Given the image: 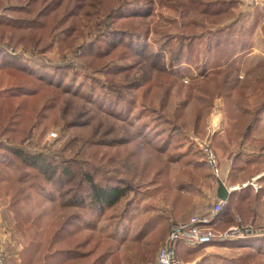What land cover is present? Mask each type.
Listing matches in <instances>:
<instances>
[{"label": "trees", "instance_id": "1", "mask_svg": "<svg viewBox=\"0 0 264 264\" xmlns=\"http://www.w3.org/2000/svg\"><path fill=\"white\" fill-rule=\"evenodd\" d=\"M165 2L179 19L160 31L153 16ZM240 4L0 0V71L16 76L0 92V139L7 142L3 159L43 196L60 193L66 205L80 208L72 215L55 213L45 240L21 251V264H142L154 257L170 232V220H188L203 189H218L219 179L190 136L205 134L219 99L230 129L214 135L213 147L223 155L234 153L227 184L264 173V138L254 135L264 121V61L248 66L261 16L235 19ZM191 68L197 73L186 83ZM91 105L121 122L95 123L83 141L85 152L74 150V138L58 151L25 147L35 132L41 144L54 128L65 133L93 126ZM171 162L179 167L175 176ZM257 182L258 191L249 185L231 192L212 224L215 230L256 223L264 175ZM125 199L115 218L120 223L137 219L134 242L121 249L88 227L92 214L96 227L98 218ZM151 200L163 202V211ZM41 222V216L33 220L37 226ZM217 245L244 253L221 264H264V237Z\"/></svg>", "mask_w": 264, "mask_h": 264}, {"label": "rangeland", "instance_id": "2", "mask_svg": "<svg viewBox=\"0 0 264 264\" xmlns=\"http://www.w3.org/2000/svg\"><path fill=\"white\" fill-rule=\"evenodd\" d=\"M241 1L242 4H240L238 8L233 11L232 16L235 19L240 18L244 22L246 20L252 21L253 18H255V15H257V13H259L261 16V25L254 36L253 50L248 56V66L249 68H254L264 61V2L262 1V4L259 6L252 7L247 4L246 0ZM175 18L177 20L179 19V12L173 7L172 4H170V2H165L163 5H157L153 20L157 28L160 29V31H163L161 29H165L163 27L170 25V22L173 21ZM156 37L157 35L154 34V38ZM205 41L206 40H204V42L199 41L198 44L201 45V43H205ZM191 70V75L186 76L184 78L186 83H190L191 76L197 73L194 68H191ZM242 76H244V72H242ZM15 80V75L9 74L5 71H0V92L3 91L5 88L11 86L15 82ZM219 100L216 101L215 107L217 105L220 107L221 104ZM252 102L253 105H255L256 98H253ZM91 108L92 114L95 116L94 121L92 122L93 126L80 127L74 130L67 131L65 133H62L59 129L54 128L49 132V134L43 140V142H41V144L39 143V133L35 132L34 137L28 142H26L25 147L34 150L39 146L42 148L47 145L51 149L58 151L71 138H74V150H81V153L85 152V150L87 149V145L84 144L83 141L92 133L95 123H97L99 120L107 121L108 119L118 125H120L121 122L117 121V119L113 117L108 118V116L104 114V112L100 110L97 106L91 105ZM212 114L208 119V126L211 122ZM208 126L206 128L205 134L200 135L198 137H204L207 134V130L209 128ZM229 129L230 126L226 122V118L224 117V124L222 130L224 132ZM219 131L220 129H216L215 134H217ZM52 134H56V136H52ZM254 135L256 138L264 137V121ZM192 137L193 135L190 136L191 142H193ZM6 144L7 142L5 141V139H0V236L3 239L2 241L4 247V249H1L0 251L4 255H9L8 251L10 250L11 252H13V249H15V247L12 248L10 244H8L6 249L5 244H7L9 241H11V243H14L17 246H20V248L23 249L28 247L31 242H37L35 241L37 239L40 240L39 242H43L41 240L44 237L46 238L47 232L49 231L55 213H59L62 215H72L77 213L80 208L66 205L63 202L60 193H56L52 197H45L36 188H34L30 182L20 181L19 174L15 170L14 166L10 163H6L3 159L4 152L2 150L5 148L4 145ZM193 146L197 149L194 142ZM215 150L219 155L222 166L225 165V169V167L229 165L228 161H226L225 158L229 156L233 157L234 153L232 152L228 155H223V153L218 151L216 148ZM67 155L71 156L72 153L69 152L67 153ZM171 167L172 175H175L179 167L174 162H171ZM263 175L264 173L261 172L255 175L250 180H246L244 183L237 184L232 187H238L236 190H240L243 187H247L249 185L252 186L251 183H256L257 189H255L253 186L252 187L255 191H258L259 189H261V186L259 183H257L256 181L254 182L253 180L260 176L263 177ZM151 203L154 206L158 207V210L162 209L161 207L163 206V203H158L157 201L153 200H151ZM14 204L16 205L15 208H18L21 214V216H18V218L15 208H12ZM210 205L211 203L204 199V196H199L198 206H200L201 210L195 211L192 215L197 214L200 211L202 213V210L205 211L210 209ZM125 206L126 199L121 201L114 208L107 210L103 217L97 219L96 227L95 214H92L94 223L92 224V226H89L88 229L92 232L96 231L100 233L105 238L113 239L116 243L120 245L121 249H127L134 242V222L137 218H135L132 222L129 221V219L125 218V221L120 223L114 216L116 214L121 213L124 210ZM255 207L257 209V218L255 219L256 224L264 225V200L257 203ZM133 214L137 217L140 212L138 210L135 211ZM27 216L30 217L31 221L25 223L23 221V217ZM38 216H41L42 218L41 225L39 226H37L36 223H33V220ZM86 223V221L81 222L83 226H86ZM158 249L154 257L148 259L147 261H144V263L142 264H154ZM184 254L188 255L186 256ZM243 255L244 253L241 249L234 250L229 247L213 244L199 249L195 248L189 250L181 243L177 249L178 258L191 264H213L215 262L216 264H221L225 263V261L229 259H239ZM204 259H208V262H205Z\"/></svg>", "mask_w": 264, "mask_h": 264}, {"label": "built area", "instance_id": "3", "mask_svg": "<svg viewBox=\"0 0 264 264\" xmlns=\"http://www.w3.org/2000/svg\"><path fill=\"white\" fill-rule=\"evenodd\" d=\"M247 4L256 7L264 0H246ZM217 125L208 128L204 137L193 136L197 149L204 155L208 166L215 177L223 181V166L212 141ZM56 136V134H52ZM254 182L256 179L253 180ZM224 182V181H223ZM251 185L257 189L256 183ZM246 186V185H245ZM238 187L228 188L236 190ZM227 201L218 200L210 209L202 213L192 215L188 220L173 223L164 243L159 248L154 264H191L177 256L178 246L182 243L189 249H195L205 245L226 243L246 238L264 237V225L248 224L235 225L224 231H217L212 224L218 217ZM240 222V219H238ZM0 264H8V258L0 251Z\"/></svg>", "mask_w": 264, "mask_h": 264}, {"label": "crops", "instance_id": "4", "mask_svg": "<svg viewBox=\"0 0 264 264\" xmlns=\"http://www.w3.org/2000/svg\"><path fill=\"white\" fill-rule=\"evenodd\" d=\"M242 2V1H241ZM242 4V3H241ZM219 102H220V107L217 105L215 108H214V110H213V114H212V116H211V122H210V124H209V126L208 127H210V126H212V125H217V129H220V133H222L223 132V130H222V128H223V124H224V117H225V111H224V104H223V101L220 99L219 100ZM226 118V117H225ZM220 127V128H219ZM218 132V133H219ZM257 138H259V137H257ZM264 137H261V138H259V139H263ZM232 158L233 157H227V158H225L226 159V161H228V166L227 167H225V169H224V166H223V181H224V183H225V185L227 186V188H231L232 186H229L228 184H227V177H228V174H229V169H230V166H231V163H232ZM172 176H175V175H172ZM262 176H260V177H258V178H256V182H257V179H260ZM258 183V182H257ZM199 196H204V199H206L207 201H209V203H211V207L219 200L218 198H217V189L216 188H204L203 189V194L201 195H198L196 198H195V201H194V205H193V208H191V212H190V214L187 216V217H189L190 218V216H192V214L195 212V211H198V210H201L200 209V206H198V202H199ZM163 203V202H162ZM164 207H165V205H164V203H163V206L161 207L162 209L161 210H158V207H157V210H158V212H160V211H163V209H164ZM210 207V208H211ZM206 211V210H205ZM205 211H203L202 210V212H205ZM199 213H201V211L199 212ZM256 218H257V216H256ZM170 222H171V226H172V224L173 223H177L176 221H174L173 219H171L170 220ZM233 227V226H232ZM170 229H171V227H170ZM44 239H45V237L41 240V241H44ZM3 239L1 238V236H0V250L1 249H4V247H3V241H2ZM35 241H37V242H39L40 240H35ZM8 244H10L11 245V247L12 248H14L15 247V249H13V252H11L10 250L8 251V254L9 255H5V256H7L8 257V264H21V260H20V258H19V255H20V253H21V251H22V249L23 248H20V246H17V245H15L14 243H11V241H9L7 244H5L6 245V249H7V246H8ZM184 245V244H183ZM213 245H217V244H213ZM185 246V245H184ZM186 247V246H185ZM187 248V247H186ZM189 249V248H188ZM189 250H191V249H189Z\"/></svg>", "mask_w": 264, "mask_h": 264}, {"label": "water", "instance_id": "5", "mask_svg": "<svg viewBox=\"0 0 264 264\" xmlns=\"http://www.w3.org/2000/svg\"><path fill=\"white\" fill-rule=\"evenodd\" d=\"M233 190H229L225 183L221 180H219V186L217 189V198L222 201H227L229 199V196Z\"/></svg>", "mask_w": 264, "mask_h": 264}]
</instances>
